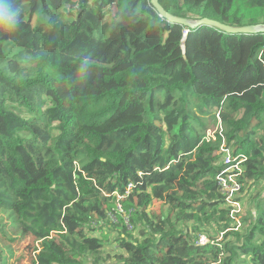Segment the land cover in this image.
<instances>
[{
  "label": "trees",
  "instance_id": "1",
  "mask_svg": "<svg viewBox=\"0 0 264 264\" xmlns=\"http://www.w3.org/2000/svg\"><path fill=\"white\" fill-rule=\"evenodd\" d=\"M158 1L185 20L264 25V0ZM17 4L20 24L0 28L5 247L27 232L31 264H107L116 234L119 264H264V195L241 226L217 183L226 144L249 161L241 205L244 183L264 189V32L191 28L151 0Z\"/></svg>",
  "mask_w": 264,
  "mask_h": 264
},
{
  "label": "rangeland",
  "instance_id": "2",
  "mask_svg": "<svg viewBox=\"0 0 264 264\" xmlns=\"http://www.w3.org/2000/svg\"><path fill=\"white\" fill-rule=\"evenodd\" d=\"M37 22V19H33V24ZM188 31H186L187 33ZM6 51H10V47H6ZM214 131H209L208 136L213 137ZM227 146L226 144H223L222 147ZM221 147V149H222ZM233 149V146L231 145V151ZM248 157H245L242 163V172L245 171L246 167L248 166ZM241 176V175H240ZM133 187V186H132ZM244 193L242 195V205L239 207L235 213L234 218L235 220L241 225V226H247L251 219H253V213H254V206H253V197L257 194L264 195V189H262V186H260V182L256 180H251V184L244 183ZM238 197V196H237ZM168 212V207L166 204L161 202H155L152 206L149 208V213L154 215H160V213H164L165 215ZM232 215V213H231ZM242 217L248 218V221L242 222ZM4 220V222H7V218H5V214L0 211V220ZM54 235V234H53ZM116 234H113L111 236V241L109 244L106 245V253L109 254L110 258L107 262V264H119V262L116 260L115 255L119 252L117 249V243H114V237ZM208 238V236H207ZM209 239V238H208ZM39 242H36L34 244L33 242V236L27 232H25V235H21L20 239L13 243V249H9L7 246L3 244L2 241H0V247L4 251H6L9 255L8 258V264H17L19 257L23 256V263L24 264H31V259L35 255L36 252H34V246L38 245ZM13 253V254H9ZM12 255V256H11ZM11 256V257H10Z\"/></svg>",
  "mask_w": 264,
  "mask_h": 264
},
{
  "label": "built area",
  "instance_id": "3",
  "mask_svg": "<svg viewBox=\"0 0 264 264\" xmlns=\"http://www.w3.org/2000/svg\"><path fill=\"white\" fill-rule=\"evenodd\" d=\"M221 152L224 153V164L226 167L223 168L217 176V183L221 189V192L225 195L226 201L231 207V213L234 217L235 211L241 207V203L238 200L239 194L242 190L243 184L239 177L242 173V163L245 157L234 160L231 149L228 146L222 147ZM132 184L129 188L131 190ZM238 196V197H237ZM119 208L122 210L121 205ZM200 242L206 244L209 239L205 235H201Z\"/></svg>",
  "mask_w": 264,
  "mask_h": 264
},
{
  "label": "water",
  "instance_id": "4",
  "mask_svg": "<svg viewBox=\"0 0 264 264\" xmlns=\"http://www.w3.org/2000/svg\"><path fill=\"white\" fill-rule=\"evenodd\" d=\"M151 1L153 6L161 14V16L165 17L168 21L185 24L191 28H197L203 25H209L219 28L231 34H253L258 32H264V25H256V26L249 25V26L234 27L209 18H203L200 20L191 21V20H185L183 18L174 17L165 11V9L162 7V5L159 3L158 0H151ZM186 38H187V33L185 35L184 41Z\"/></svg>",
  "mask_w": 264,
  "mask_h": 264
},
{
  "label": "clouds",
  "instance_id": "5",
  "mask_svg": "<svg viewBox=\"0 0 264 264\" xmlns=\"http://www.w3.org/2000/svg\"><path fill=\"white\" fill-rule=\"evenodd\" d=\"M21 13L17 0H0V28L15 31L21 22Z\"/></svg>",
  "mask_w": 264,
  "mask_h": 264
}]
</instances>
